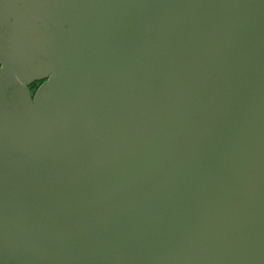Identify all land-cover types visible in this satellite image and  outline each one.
Instances as JSON below:
<instances>
[{
	"label": "water",
	"instance_id": "obj_1",
	"mask_svg": "<svg viewBox=\"0 0 264 264\" xmlns=\"http://www.w3.org/2000/svg\"><path fill=\"white\" fill-rule=\"evenodd\" d=\"M0 264H264V0H0Z\"/></svg>",
	"mask_w": 264,
	"mask_h": 264
},
{
	"label": "trees",
	"instance_id": "obj_2",
	"mask_svg": "<svg viewBox=\"0 0 264 264\" xmlns=\"http://www.w3.org/2000/svg\"><path fill=\"white\" fill-rule=\"evenodd\" d=\"M42 83H43V81H42V82H37V83H35V84L31 87V91H32L33 94L36 92V90L38 89V87H39Z\"/></svg>",
	"mask_w": 264,
	"mask_h": 264
}]
</instances>
